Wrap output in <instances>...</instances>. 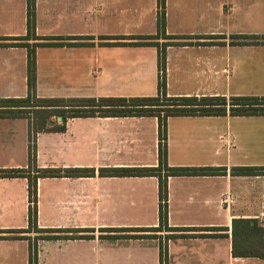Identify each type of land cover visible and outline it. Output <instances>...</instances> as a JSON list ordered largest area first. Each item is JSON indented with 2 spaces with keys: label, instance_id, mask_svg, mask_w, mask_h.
Returning a JSON list of instances; mask_svg holds the SVG:
<instances>
[{
  "label": "crops",
  "instance_id": "obj_1",
  "mask_svg": "<svg viewBox=\"0 0 264 264\" xmlns=\"http://www.w3.org/2000/svg\"><path fill=\"white\" fill-rule=\"evenodd\" d=\"M35 14L38 40L27 43L40 45L39 98L157 96L164 51L168 96L264 97L254 84L264 82V44H235L264 36V0H165L164 9L159 0H36ZM27 23V0H0V99L28 95V49L1 46L24 42ZM28 129L26 119H0V170L28 168ZM159 143L157 117L73 118L64 132L39 133L38 168L95 175L38 181V228L45 200L60 230L82 238L40 241L37 264H161V246L167 264H264L233 255L234 222L264 210V172L232 173L264 171V116L168 119V167L207 171L168 179V226L185 232L145 231L159 227L158 177L100 176L158 167ZM29 207L28 179L0 178V231L28 229ZM32 234L0 233V264H30Z\"/></svg>",
  "mask_w": 264,
  "mask_h": 264
},
{
  "label": "trees",
  "instance_id": "obj_2",
  "mask_svg": "<svg viewBox=\"0 0 264 264\" xmlns=\"http://www.w3.org/2000/svg\"><path fill=\"white\" fill-rule=\"evenodd\" d=\"M28 3V34L18 44H1V46H20L28 49V95L25 98L0 99V119H26L29 123L28 168L0 170V178L24 177L29 181V228L25 230L0 231L13 234L10 239L31 238L27 234H37L31 242L30 264H37L38 243L44 240L81 239L75 235L78 230L40 229L37 225V193L38 181L45 178H81L95 175L91 169H41L37 166V135L43 132H64L66 122L73 118L85 117H157L159 120V165L156 168H121L102 169L100 176L107 177H148L159 179V227L151 232H185V229L168 226V179L170 177L203 175L205 169L169 168L167 157V124L172 117L189 116H264V97H211V96H168L166 83V54L161 53L159 68L161 71L158 94L154 97L133 98H39L37 96L36 48L39 44L27 41L38 40L36 36V0ZM164 9L165 0H159ZM165 16L161 14L159 27L164 29ZM162 36V35H161ZM165 39H175L167 37ZM159 38V37H158ZM239 45L264 44V36H251L247 41H239ZM62 120V125L54 126L53 119ZM264 171L255 168H236L235 175H255ZM73 233L72 236L66 235ZM26 234V235H24ZM24 235V236H23ZM233 255L236 257H256L264 259V230L255 220L235 221L233 224ZM178 238V237H173ZM167 264V249L161 246V264Z\"/></svg>",
  "mask_w": 264,
  "mask_h": 264
},
{
  "label": "rangeland",
  "instance_id": "obj_3",
  "mask_svg": "<svg viewBox=\"0 0 264 264\" xmlns=\"http://www.w3.org/2000/svg\"><path fill=\"white\" fill-rule=\"evenodd\" d=\"M256 86L264 87V82H256L254 83ZM177 83L173 81L171 85V91L176 92L177 91ZM39 208L41 209L42 216L40 218V222L38 223L42 224L44 226L43 229H63V227H58L59 224H61L59 220V214L54 211L47 201L43 200L38 204ZM39 224V225H40ZM37 234H32V237H36ZM55 248L53 243L44 244L42 246V249L45 253L52 251Z\"/></svg>",
  "mask_w": 264,
  "mask_h": 264
},
{
  "label": "built area",
  "instance_id": "obj_4",
  "mask_svg": "<svg viewBox=\"0 0 264 264\" xmlns=\"http://www.w3.org/2000/svg\"><path fill=\"white\" fill-rule=\"evenodd\" d=\"M257 225L264 230V210L263 212L256 218Z\"/></svg>",
  "mask_w": 264,
  "mask_h": 264
}]
</instances>
